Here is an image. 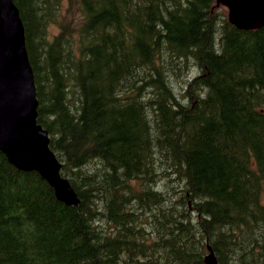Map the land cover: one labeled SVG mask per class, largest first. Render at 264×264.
<instances>
[{"label": "trees", "instance_id": "obj_1", "mask_svg": "<svg viewBox=\"0 0 264 264\" xmlns=\"http://www.w3.org/2000/svg\"><path fill=\"white\" fill-rule=\"evenodd\" d=\"M61 1L14 3L79 204L0 152V264H264V27L218 0H78L72 29Z\"/></svg>", "mask_w": 264, "mask_h": 264}, {"label": "water", "instance_id": "obj_2", "mask_svg": "<svg viewBox=\"0 0 264 264\" xmlns=\"http://www.w3.org/2000/svg\"><path fill=\"white\" fill-rule=\"evenodd\" d=\"M219 3L230 9V21L232 23L239 22L234 24L240 29L254 30L264 26V0H219ZM15 34L19 38L17 39L22 59L29 71L30 85L34 91V115H13L0 119V151L4 152L18 169L25 172L38 171L55 189L56 196L60 201L67 205H76L79 202L77 195L69 182L61 177V164L48 149V134L40 126H37L38 103L19 10L13 0H0V68H5L10 64L14 54L13 37ZM37 139L39 140L37 141ZM39 143L43 145L45 152H42ZM206 263L218 264L213 253L206 258Z\"/></svg>", "mask_w": 264, "mask_h": 264}, {"label": "bare ground", "instance_id": "obj_3", "mask_svg": "<svg viewBox=\"0 0 264 264\" xmlns=\"http://www.w3.org/2000/svg\"><path fill=\"white\" fill-rule=\"evenodd\" d=\"M217 4H218V6H223V7H225L227 9V11H228V19H229V23L231 25L235 26L237 29L242 30V31H253V30L240 29L237 25L234 24V23L237 24L239 22H235L234 21V23H232L230 21V9L226 5H224L222 3H219V0H218ZM19 13H20V11H19ZM20 18H21V16H20ZM22 24H23V22H22ZM6 25H8V24H6ZM23 27H24V25H23ZM263 27H261V28H263ZM261 28H258V29H261ZM258 29H254V30H258ZM24 34H25V29H24ZM17 38L18 37L15 34V36L13 37L14 54L12 56L11 61L9 62L10 64L7 63L8 64L7 67L4 66L5 68H0V119L1 118H8V117H11L13 115H16V116L17 115L23 116V115H26V114H28L30 116L34 115V104H35L34 103V91L32 90L31 85H30V74H29V71L27 70V68L24 65V62H23V59H22L21 48H20V44H19V41H18L19 38L18 39ZM25 44H26V38H25ZM26 50H27V47H26ZM28 58H29V55H28ZM29 62H30V59H29ZM30 66H31V63H30ZM31 68H32V66H31ZM32 71H33V68H32ZM33 78H34V72H33ZM34 85H35V80H34ZM35 91H36V85H35ZM36 100H37V92H36ZM37 103H38V100H37ZM38 106H39V103H38ZM38 106H37V110H36V112H37V117H36L37 126H40L43 129L44 132H47L40 124H38ZM47 134H48V140H49L48 149H49V151L51 153L54 154V152L50 148V136H49V133L47 132ZM38 140L39 139H37V141ZM34 144H35V142H34ZM39 145L41 146L42 152H45L46 150H45V148H43V145L41 143H39ZM0 152H2V151H0ZM2 153L5 154L4 152H2ZM6 157H7L8 161L10 162V160H9L7 155H6ZM57 160H58V158H57ZM58 162L61 164L60 175L62 177L61 171H62L63 164L59 160H58ZM48 170L50 171V167L49 166H48ZM23 172H25V171H23ZM31 172H37L43 178V176L38 171L35 170V171H31ZM45 175L48 176L46 173H45ZM43 179L46 180L45 178H43ZM63 179H65V178H63ZM65 180H67V179H65ZM48 184H49V182H48ZM72 189H73V187H72ZM54 191H55V189H54ZM74 192H75V190H74ZM55 194H56V192H55ZM76 195H77V193H76ZM77 199H78V195H77ZM78 201H79V199H78ZM60 202H62V201H60ZM62 203H64V202H62ZM64 204H66V203H64ZM78 204H79V202H78ZM78 204H76V205H78ZM76 205H68V206H76ZM209 250H210V254L211 253L214 254V252L211 250L210 247H209ZM214 256H215V254H214ZM206 258H205V263H206ZM215 258H216V256H215ZM216 261L218 263L217 258H216Z\"/></svg>", "mask_w": 264, "mask_h": 264}, {"label": "rangeland", "instance_id": "obj_4", "mask_svg": "<svg viewBox=\"0 0 264 264\" xmlns=\"http://www.w3.org/2000/svg\"><path fill=\"white\" fill-rule=\"evenodd\" d=\"M61 2H62L61 11L63 15V22L69 24L71 28L73 29L74 27L77 26V24L79 23L81 19V12H80L78 0H62ZM222 13L227 16V12L225 10H222ZM61 23H55L50 26L49 28L50 36L57 35L61 32ZM183 66L184 64H181L180 69H183ZM177 73L178 71H176V74H173V76L170 78V80L173 83H174L173 79L177 77ZM194 75H195V72H194ZM189 77H193V76H189ZM178 81H179L178 86L183 85L184 78H181ZM148 98H150V96L144 97L143 100H147ZM99 169H101V167L97 165L96 161L90 163L89 166L85 167V170L92 172V173H94V171H97ZM160 174H161V181H160L161 187L157 185L156 186L157 189H162L163 191L169 192L170 194L173 193L175 190L180 189V186H181L180 182L177 180L175 176H171L170 173L164 169L160 172ZM263 196H264V193H263ZM263 203H264V198H263Z\"/></svg>", "mask_w": 264, "mask_h": 264}]
</instances>
